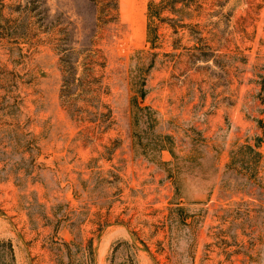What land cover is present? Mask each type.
Returning a JSON list of instances; mask_svg holds the SVG:
<instances>
[{
  "label": "rangeland",
  "instance_id": "1",
  "mask_svg": "<svg viewBox=\"0 0 264 264\" xmlns=\"http://www.w3.org/2000/svg\"><path fill=\"white\" fill-rule=\"evenodd\" d=\"M0 264H264V0H0Z\"/></svg>",
  "mask_w": 264,
  "mask_h": 264
}]
</instances>
